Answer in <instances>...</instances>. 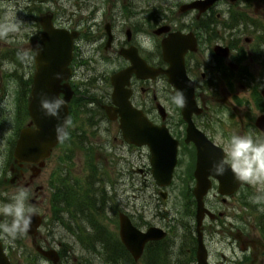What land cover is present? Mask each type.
<instances>
[{
	"label": "flooded vegetation",
	"instance_id": "1",
	"mask_svg": "<svg viewBox=\"0 0 264 264\" xmlns=\"http://www.w3.org/2000/svg\"><path fill=\"white\" fill-rule=\"evenodd\" d=\"M92 1L73 0L65 14L57 13L55 7L52 8L51 13L55 26L77 34L68 80L73 91L68 107L70 125L69 136L66 139V155L68 154L70 161L68 173L71 171L81 173L80 168L74 167L78 165L83 167L85 161L91 157H96L92 160L94 163L95 159L106 154L102 149L106 133V115L102 106L110 105L111 102L110 77L130 66L123 52L135 51L147 65L167 68L162 57L154 58L153 48L150 47L155 39L153 36L155 27L150 13L143 19L144 22L139 24L138 14L132 10L123 13L111 4L107 8H102L99 0H96V3ZM231 2L235 9L226 20L221 18L213 7L203 14L197 11L194 13L193 30L179 26L177 28L180 30L175 28L170 31L193 32L195 35L197 52L187 53L185 64L189 78L195 83L197 101L203 105L208 98L215 100L217 94L244 93L247 97L244 100L247 107L249 101L252 104L246 109L248 117L244 115V121L240 123L242 130L240 135H252L264 139V134L255 125V128H252L250 120V115L256 116L260 113L261 106L256 103L252 95L257 94L258 89H261V93L264 91V0H231ZM15 6L18 7V4ZM5 12L6 10L1 9L0 15L5 16ZM39 15L37 13L36 18H39ZM30 19L32 20V15ZM3 23L6 24V21ZM30 23L34 25V21ZM34 27L28 33V41L26 35H10L12 40L5 42L10 51L0 57V67L6 66L7 62L12 65L11 73H7L5 78L15 80L18 85V88L13 84L6 89L2 84L3 73L0 71V204L9 201L18 189H22L29 193L33 192L37 208H42L53 216L55 212L62 213L63 206L58 208L53 197L43 194L44 187L39 183L40 174L32 176L34 167L31 164L18 162L13 158V149L19 131L26 124V64L21 60L20 55H25V51H30L37 45ZM235 28L241 32V37L235 36L233 32ZM140 34L149 38V47L141 46L137 40ZM222 43L231 50L229 57L219 55L214 50L217 45L224 46ZM28 54L30 55L29 52ZM231 62L234 65H231ZM159 79L166 80V77L142 79L132 74L128 85L131 91L130 100L135 108L145 114L151 124L166 127L177 141L176 168L171 184L164 189L169 193L170 204L177 205L179 223L186 233L189 230H196L195 212H192L196 210V202L193 198L196 183L193 178L192 162L196 160L197 149L192 142L185 141L187 124L181 116V108L172 102L175 93L170 89L169 91L155 89ZM1 91H5L4 94H1ZM9 94L19 96V98L16 96L10 105H8ZM158 104L163 107L162 113L157 108ZM232 109L236 114L241 112L238 105H233ZM192 120L197 129L218 145L217 123L213 121L208 111L199 116L193 115ZM114 122L118 123V119ZM231 133L232 127H229L227 134ZM121 140L123 145L131 149L133 158L129 162L130 169L135 175L143 178L140 189L155 188L159 195L160 188L151 178L153 167L150 148L137 147L125 143L122 138ZM119 156L120 154L116 153L114 161L109 163L110 169L117 175H120L122 170V160ZM210 183L211 188L203 198V202L214 217L205 218L201 227L206 251L241 252L243 256L239 258L241 260L239 264H264V211H261L264 209V200L260 203L252 202L255 197L264 195V181L242 182L238 190L230 194H225L228 188L220 186L217 177L211 176ZM81 185H76L72 180L68 182L65 218L70 224L71 231L67 232L66 248L62 241L56 244L61 262L64 260L62 252H72L80 247L78 235L82 232L74 233L72 224L82 221L89 223V217L80 213L85 214L81 210L85 207L78 206V200L84 197L80 189L84 186ZM138 185L135 181L132 188L138 191ZM75 202L77 206H74ZM168 214L170 215V210ZM192 214L194 217L191 221ZM167 221L170 223L169 219ZM55 225L58 226L57 223ZM89 229L94 231L96 227L90 226ZM77 230L80 228L78 227ZM54 236L58 237V231L54 232ZM191 242L193 249H188V252H196L197 240L191 239ZM42 246L53 247L54 242L49 243L44 240ZM235 259L238 258L234 256L231 258V260ZM236 263L238 262H230V264Z\"/></svg>",
	"mask_w": 264,
	"mask_h": 264
},
{
	"label": "water",
	"instance_id": "2",
	"mask_svg": "<svg viewBox=\"0 0 264 264\" xmlns=\"http://www.w3.org/2000/svg\"><path fill=\"white\" fill-rule=\"evenodd\" d=\"M214 0H208L205 6L213 2ZM204 6V7H205ZM204 7L202 9H204ZM43 25V36L41 39V47L38 49L36 57V68L37 72L33 81L32 99L29 104V113L32 117L34 128H27L22 131L19 138L17 147L15 149V157L19 160L36 163L49 154V150L53 147L58 139L55 133V127L57 120L51 117H44L39 110V95L46 93L49 97H58V94L62 91L65 94L64 100L67 101L69 97L66 86L60 85L61 81L66 78L67 71L65 67L70 60L71 53V41L66 40L63 35H60L57 31H53L50 27L49 21L44 19ZM163 57L166 62L170 65L168 70L163 71L168 76L170 84L176 89L177 92H183L185 96V106L183 108V114L188 119L193 107V93L192 86L185 82V74L182 65V57L186 48H182L176 53V48L169 47L167 42L163 43ZM190 49H193L192 47ZM134 69L130 68L125 72V76L115 78L113 80L114 85V103L117 104L121 111L119 115L121 117V126L123 127V134L125 138H131L134 127L141 128L143 122L144 127L148 128L145 119L139 113L131 110L126 101L120 100V92L122 91L123 85L126 83L131 71H136V64L134 63ZM140 68V65L137 66ZM160 71L154 70L151 73L152 77H155ZM59 74V79L57 78ZM110 115V113L108 112ZM62 119L66 118L65 106L61 113ZM145 125V126H144ZM131 129V132H130ZM199 168L201 167V160L199 161ZM40 219L37 215H33L31 226L27 231L33 234L36 227L39 225ZM120 237L126 248L130 251L133 258L136 260L142 253L144 244L154 238H158L155 231L150 229L146 233H141L134 229L128 219L121 215L120 216ZM39 252L44 254L46 257L53 258V254L50 252H44L38 249ZM204 255L199 258V264L203 263ZM0 264H10L8 259L5 257L0 247Z\"/></svg>",
	"mask_w": 264,
	"mask_h": 264
},
{
	"label": "rangeland",
	"instance_id": "3",
	"mask_svg": "<svg viewBox=\"0 0 264 264\" xmlns=\"http://www.w3.org/2000/svg\"><path fill=\"white\" fill-rule=\"evenodd\" d=\"M190 0H99V4L102 8H107L109 4H111L114 8L119 9L120 11H122L123 13L126 12L127 10L130 11L132 10L134 13L138 14V20H139V24H142L144 22V18H146V16L148 15V13L152 12L157 14V11L155 10V8L159 5L160 10H161V14L164 16L165 14H170L171 10L176 11L177 7L184 2H188ZM71 2H73V0H58V5L57 7L59 8V10H61L63 13H66V11L69 9V6L71 4ZM93 3H96V0L92 1ZM11 5L12 2L10 3V9H11ZM3 7H6L7 5L2 4ZM9 9L8 14L10 15L8 18L11 20V25L15 24L14 27H20V26H24L25 25V21L27 20L25 13L23 12H11V10ZM219 12L223 13V19L225 20L226 17V11H227V7L225 5H221L218 7L217 9ZM173 16V15H172ZM189 17V16H188ZM187 18V17H186ZM185 18V19H186ZM16 22V23H15ZM0 40L2 41L3 39L0 38ZM158 41H154L150 47H152L154 49V51H158ZM5 49L1 48L0 52H3ZM3 67H1V70L3 71ZM29 71L27 70V73ZM5 75H3V80H2V84L5 87H9L10 85H13V80L12 79H6ZM155 88V87H154ZM166 88V83L160 79L157 83V88H155L156 90L160 91L162 89ZM236 94L239 97H244L245 98V94L236 92ZM26 97V95H25ZM219 97L222 99L220 100V103H222L224 106L228 105V102L226 101V97L229 98L230 95L227 94H219ZM230 104V103H229ZM243 110V109H242ZM236 117V119L240 120V117L242 115V112ZM222 121L227 122V118L226 119H221ZM219 126V124H218ZM107 127V132L105 133V138L106 139V145L105 147H116V143L112 142L113 139L112 137L116 134V128L115 126L111 125V124H106ZM109 129V130H108ZM219 130V128H218ZM221 134V131L218 133ZM222 136V134H221ZM218 141L220 142V144H222L225 149L227 150V143L224 144L222 143V140L220 138H218ZM109 145V146H108ZM54 156L52 157V159H50V161L47 163V165L45 166V169L42 171V175L40 177V181L42 182V184H45L47 180H51V178L53 177V172L55 171V169L59 166L62 167L60 170H62V173H65V167L66 164H62L60 162V158H62L64 156V152L62 151V149H57L55 150V152H53ZM96 158V157H94ZM104 158L106 160H104ZM94 164L99 168V172H105V173H101L97 178H101V179H110L111 181L113 180V176H116L115 173H113V171L110 169V164L108 163L107 160V155L106 154H102V157L99 159H95ZM74 177L76 179L81 180L82 178L74 175ZM95 183H97L95 181ZM97 185V184H96ZM110 190V189H109ZM115 190H112V196L114 198V203L116 204L115 206L109 208L108 210H106V219L104 220L105 225L108 227L109 231L111 233H118V225H117V216L115 218V209L118 207V209L120 210H125V211H129L130 206L132 205H136L137 209H139L143 203H142V199H135L134 197H132V193L129 190H126L122 187H120L118 184L115 185ZM46 204V201L44 202ZM155 203V201L153 202ZM101 204V202L99 203V205ZM159 208H160V201H159ZM38 211L43 214L44 216V220L47 218L48 220V216H45L44 212L42 210ZM156 209H154L153 206V219L147 215L146 219L148 221H151L153 224H157L158 221L163 222L162 218L160 215L156 216ZM53 221V220H52ZM52 221L47 222V226L52 227L50 224H54L55 223V219H54V223H52ZM10 222V218L9 221ZM45 224V223H44ZM60 233H62L63 238L65 239V235H66V231L64 228L59 229ZM40 235H45V227L43 226L41 228V230L39 231L37 237L35 239H32L29 236H25L24 234L19 235L14 241H10V243H12V246L14 248H17L19 250L22 251L23 254H33L34 253V248H33V244L35 243L34 241H38L39 237H43ZM105 240H107L105 238ZM176 242V245H180V241L178 239L177 234L170 236V238L168 239L169 243L172 242ZM9 242V241H8ZM175 242H174V246H175ZM161 250H163L164 252V260H163V264H194L193 259L194 257H192L189 252H178L176 249L173 250L169 247H161ZM19 254V253H18ZM185 258V259H184ZM79 259H84L85 260V264H106V262L103 260L102 256H101V252H70L69 253V263L68 264H79L78 261ZM184 259V260H183ZM213 260H215V258H213ZM40 263H42V261H40ZM157 260L149 257V258H145L144 260L141 261V263L139 264H156ZM47 264V263H45Z\"/></svg>",
	"mask_w": 264,
	"mask_h": 264
},
{
	"label": "clouds",
	"instance_id": "4",
	"mask_svg": "<svg viewBox=\"0 0 264 264\" xmlns=\"http://www.w3.org/2000/svg\"><path fill=\"white\" fill-rule=\"evenodd\" d=\"M143 47H149V38L143 34L137 36ZM59 79V74H57ZM172 102L179 108L185 106L186 100L183 92H177ZM65 101L60 97H49L46 93L39 95V110L44 117L57 120L55 133L57 139L64 141L68 138L70 120L61 116ZM230 169L238 181L259 183L264 181V139L252 135H232L227 142L226 157L216 161L211 171L221 176ZM264 195L255 197L252 202L260 203ZM264 211V209H261ZM35 210L28 204V194L18 189L8 203L0 204V216L10 218V222L0 224V238L14 241L19 235L27 232L31 226Z\"/></svg>",
	"mask_w": 264,
	"mask_h": 264
},
{
	"label": "trees",
	"instance_id": "5",
	"mask_svg": "<svg viewBox=\"0 0 264 264\" xmlns=\"http://www.w3.org/2000/svg\"><path fill=\"white\" fill-rule=\"evenodd\" d=\"M152 251H154V250H152ZM152 251H149V252H152ZM157 252H159V251H154V252H152V253L149 255V257L152 256L153 259H154V258L156 257V255H157Z\"/></svg>",
	"mask_w": 264,
	"mask_h": 264
}]
</instances>
